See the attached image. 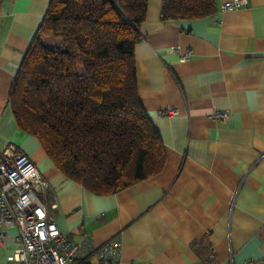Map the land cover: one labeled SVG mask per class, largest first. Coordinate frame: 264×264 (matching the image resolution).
Masks as SVG:
<instances>
[{"label":"crops","instance_id":"1","mask_svg":"<svg viewBox=\"0 0 264 264\" xmlns=\"http://www.w3.org/2000/svg\"><path fill=\"white\" fill-rule=\"evenodd\" d=\"M162 20L148 0L134 47L138 98L158 131L162 169L111 194L67 178L16 123L14 75L51 0H0V151L35 163L59 229L95 246L120 239L122 264H260L264 256V0ZM175 48L174 50L172 48ZM190 51V57L182 55ZM172 109L173 114L162 113ZM213 111H227L225 121ZM212 253L213 256L210 254Z\"/></svg>","mask_w":264,"mask_h":264},{"label":"trees","instance_id":"2","mask_svg":"<svg viewBox=\"0 0 264 264\" xmlns=\"http://www.w3.org/2000/svg\"><path fill=\"white\" fill-rule=\"evenodd\" d=\"M147 5L51 0L10 88L17 125L67 178L95 194L115 193L165 163L138 98L134 47L145 38ZM214 10V0H160L162 20Z\"/></svg>","mask_w":264,"mask_h":264},{"label":"built area","instance_id":"3","mask_svg":"<svg viewBox=\"0 0 264 264\" xmlns=\"http://www.w3.org/2000/svg\"><path fill=\"white\" fill-rule=\"evenodd\" d=\"M247 1L225 0L221 9L235 10ZM189 57L190 51L182 55ZM212 117L225 121L228 112L213 111ZM47 188V181L26 154L11 146L0 151V249L12 248L4 264H122L117 235L95 246L86 234L76 241L59 229L40 197Z\"/></svg>","mask_w":264,"mask_h":264},{"label":"rangeland","instance_id":"4","mask_svg":"<svg viewBox=\"0 0 264 264\" xmlns=\"http://www.w3.org/2000/svg\"><path fill=\"white\" fill-rule=\"evenodd\" d=\"M11 249H12L11 247H8L7 249H0V264L5 263V256L11 253Z\"/></svg>","mask_w":264,"mask_h":264}]
</instances>
